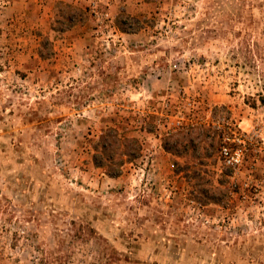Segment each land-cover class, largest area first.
<instances>
[{"label": "rangeland", "instance_id": "374dc122", "mask_svg": "<svg viewBox=\"0 0 264 264\" xmlns=\"http://www.w3.org/2000/svg\"><path fill=\"white\" fill-rule=\"evenodd\" d=\"M0 264H264V0H0Z\"/></svg>", "mask_w": 264, "mask_h": 264}, {"label": "trees", "instance_id": "16d2710c", "mask_svg": "<svg viewBox=\"0 0 264 264\" xmlns=\"http://www.w3.org/2000/svg\"><path fill=\"white\" fill-rule=\"evenodd\" d=\"M112 125L107 127L99 135L97 142L93 139L89 150L92 153L93 164L104 171L111 178L118 177L126 164H130L132 158L141 151V143L138 138L129 137L124 125L125 119H110ZM122 147V149H121ZM164 148L167 150L166 146ZM125 156L128 160L115 161V156Z\"/></svg>", "mask_w": 264, "mask_h": 264}, {"label": "built area", "instance_id": "2783aa9c", "mask_svg": "<svg viewBox=\"0 0 264 264\" xmlns=\"http://www.w3.org/2000/svg\"><path fill=\"white\" fill-rule=\"evenodd\" d=\"M229 138H226L227 142H224L221 146V151L228 165L236 167L240 163L241 150L243 148L242 140L238 138V142L235 139H231L232 142H229Z\"/></svg>", "mask_w": 264, "mask_h": 264}]
</instances>
